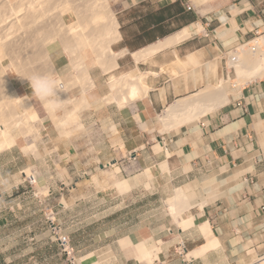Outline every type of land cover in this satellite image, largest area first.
Masks as SVG:
<instances>
[{
    "label": "crops",
    "instance_id": "obj_1",
    "mask_svg": "<svg viewBox=\"0 0 264 264\" xmlns=\"http://www.w3.org/2000/svg\"><path fill=\"white\" fill-rule=\"evenodd\" d=\"M116 16L119 37L111 46L118 54L116 66L105 71L88 65L90 102L84 96L92 103V146L84 149L90 143L84 137L55 147L52 142L60 136L55 129L43 134L51 150L37 159L14 150L17 137L15 145L0 152V208L12 210L18 199L42 204L56 196V206L64 209L66 198L76 205L82 188L92 187L98 169L153 170L183 191L188 226L177 235L170 227H139L127 235L125 248L134 245L137 234L144 241L163 242L158 264H261L264 78L247 83L239 93L229 94L228 103L179 128L168 127L163 118L177 102L231 79L225 57L264 35V0H120ZM127 75L142 76L146 95L118 105L110 84ZM27 170L35 176L33 185L26 179ZM86 175L91 177L82 181ZM9 210L0 209V264H46V244L32 243L33 237L16 239L33 236L35 227L9 228L20 214ZM206 223L219 245L199 257L178 259L182 243L192 245L186 251H196L212 242L201 232ZM5 235L13 236L12 244ZM71 253L62 252L68 258L62 264H94L92 252L76 245Z\"/></svg>",
    "mask_w": 264,
    "mask_h": 264
},
{
    "label": "rangeland",
    "instance_id": "obj_2",
    "mask_svg": "<svg viewBox=\"0 0 264 264\" xmlns=\"http://www.w3.org/2000/svg\"><path fill=\"white\" fill-rule=\"evenodd\" d=\"M11 1L17 2L19 0ZM81 2L82 0H75L72 1V4L78 5ZM109 3L111 11L116 18V10L120 0H110ZM53 10L51 8L50 14L56 12V15H58L61 11L59 8L58 10ZM23 11L24 10H22V12ZM63 17L68 24L74 21V17L72 16L69 18L65 14ZM243 45L245 44L240 46ZM240 46L232 50L225 57L226 68L230 73V80L236 79L235 70L229 65L230 57L232 54L238 52ZM245 46L246 48H250L251 44L246 43ZM82 56H84L83 58L87 69H89V64L91 66L92 64L100 66L96 57L89 49H85ZM53 60L58 70V76L61 78L62 82L75 80L76 74L75 71H73L71 58L68 53L58 50L53 54ZM9 64L7 60L3 62V67H7L8 69L6 68V71L10 73L11 84L8 81H3V90H0L6 98V102L3 101L4 104L2 103L0 105V112H2L4 108H10V106H12L10 109L17 108L19 105L17 104L18 101L16 98H23L26 96L29 98V103L26 105V110L30 117L28 127L32 126L27 137H23L18 128L15 129L16 138H18L14 150L22 152L25 157L40 159L43 154H47L51 150L46 145V139H44L43 134L47 131L54 132L55 129L58 130L60 135L57 140L52 142L55 147L59 145L63 147L65 143L70 140H83L84 137H87L86 141L90 142L86 145L87 147L84 146V149L91 147L92 121L88 119V116L90 115L92 105L90 104L89 108L87 107L86 109H79L75 115L77 118L71 114V112L74 111H71L74 108L72 104H67L57 111L49 110L39 99L31 94V89L28 86L27 80H24L23 84L17 85V75L14 71H11ZM82 94L83 92L79 86H73L68 95L70 99L78 100L81 98ZM86 98L90 102L89 93L86 94ZM16 112L18 116H22V110L17 108ZM69 112L73 118L68 114ZM36 114L40 119L37 118ZM27 145H34L38 153L34 154L32 151H29V146L22 150V148ZM155 145L156 150L161 152L162 149L159 147V143L156 142ZM117 168H120L117 170L118 172L115 171L116 167L113 168L111 165L101 170L98 169L95 175L92 176V187L86 184L85 187L82 188L80 201L76 203V205H73V202H69L68 198H66L64 203L65 208L60 209L56 206V196H53L48 202H42V204L37 200L18 199L14 205L12 204V210H9L8 207L6 209L3 206H1L0 209L2 211L9 210L13 212V210H15L20 212L18 215L19 219H16V222L13 220L12 224L8 225L9 228L35 227L37 233L33 236L22 234L18 235L16 239L24 240L25 237H33L34 240L32 243L39 244L41 242L46 244L48 250L43 254V256L46 255L48 258L46 264H62V261L64 263V261L68 259L66 256L62 255V245H64L63 238L68 239V244L72 248L77 245L82 248L83 251L87 250L88 253L92 252L93 254L90 255V258H92L94 264H106L107 261H110V264H155L154 261H156V264H158L159 260L157 259L159 258H157V256L163 261L162 251L160 252L159 246H156L157 250L155 249L152 253L154 255H152V259L154 258L152 262L148 263L145 261L139 263L135 257L137 251H131L130 248H125L128 247L129 244V241L126 240L128 237L127 235L132 236L139 227L146 226L152 228L153 225L155 228L170 227L177 235L179 230L185 231V228L188 226L185 218L186 213L183 212L181 215L183 221H180V219L178 220L175 218V215H173L174 211L169 204V198L173 195L175 188L169 186L166 176L160 178L153 170L149 171L147 169L136 171V169L129 170L125 168L123 170L121 167ZM26 175H32L31 170H27ZM90 177L91 175H86L82 177V181ZM124 180L129 181L130 188L126 191H120L117 187V182ZM137 185L139 186L138 194L136 193ZM58 212L60 215L64 214V216L58 218L56 216ZM188 221H191V219ZM79 230L82 232L79 233ZM5 237L11 238L10 242L12 244L13 236L5 235ZM60 238H62V240ZM134 238L135 244L144 241L137 236V234ZM152 242L153 240H148L146 245L150 246ZM182 245L187 249L192 247L189 243H182ZM32 248L35 254V246H32ZM25 251L30 252V249H26ZM69 253L70 256H72V253ZM176 256L178 259L181 258L183 260L187 258H185L184 252L182 256H178L177 254Z\"/></svg>",
    "mask_w": 264,
    "mask_h": 264
},
{
    "label": "bare ground",
    "instance_id": "obj_3",
    "mask_svg": "<svg viewBox=\"0 0 264 264\" xmlns=\"http://www.w3.org/2000/svg\"><path fill=\"white\" fill-rule=\"evenodd\" d=\"M72 1L75 0H19L17 2L0 0V80L11 82L10 73L6 71L7 67H3V62L6 60L10 63L11 71L17 75V85H21L24 80H27L23 77L33 74H54L61 79L58 76L53 54L62 50L69 54L72 68L76 62L82 63L84 66L82 74L75 72V80L63 82L68 86L69 91L73 86L82 88L81 98L78 100L69 98L66 101V105H73L74 108L71 111H74L71 114L75 116L79 109L89 108L90 103L86 101L84 95L93 87L92 78L85 65L84 56H82L83 51L89 49L99 65L108 71L116 66L114 60L118 54L112 52L111 46L119 35L118 22L111 11L110 0H82L78 5H73ZM51 8L52 10L59 8L61 11L58 15L56 12L50 14ZM22 10L25 11H23L24 14ZM63 14L69 18L70 16L74 17L73 23H66ZM250 44V48L243 45L237 53L230 57L229 65L234 68L236 74L234 82L230 79L222 80L216 86L206 88L199 94L177 102L165 112L164 123L168 127L173 125L178 127L199 119L203 114L228 103L230 93H239L247 83L264 78V35L256 38ZM140 57L143 58L141 54ZM110 86L117 98L118 105L141 99L140 97L146 95L147 91V86L142 84V76L127 75L112 81ZM58 96L61 100H65L68 98V93L58 92ZM16 100L19 105L17 108L22 110V116L17 115V108L10 109L12 106L4 108L0 112V152L15 145V129L18 128L21 135L27 137L32 127H28L30 117L26 110L29 98L26 96L17 97ZM3 101L6 102V98L0 90V105ZM68 114L71 115L70 112ZM28 149L34 154L38 153L34 145L29 146ZM117 170L119 168H116L115 171ZM117 187L120 191H126L130 188V183L128 180L119 181ZM169 202L175 218L176 216L181 217L188 208L186 197L181 189L174 190ZM201 232L208 240L212 239V242H208L202 249L184 252L186 260L199 257L203 251L206 252L219 245L212 237L208 223L201 227ZM146 243L147 241H142L138 244L134 243L130 247L131 251H137L135 257L139 263L152 262L154 260L152 253L156 246H159L160 249L163 244L162 241H153L150 246H147ZM157 258L161 259L158 256ZM261 264H264V260L261 261Z\"/></svg>",
    "mask_w": 264,
    "mask_h": 264
},
{
    "label": "clouds",
    "instance_id": "obj_4",
    "mask_svg": "<svg viewBox=\"0 0 264 264\" xmlns=\"http://www.w3.org/2000/svg\"><path fill=\"white\" fill-rule=\"evenodd\" d=\"M73 71L82 74L84 72L83 64L79 62L74 63ZM23 78L27 79L31 94L39 99L49 110L55 111L66 106L69 95L67 99L61 100L58 92H66L69 94L68 86L54 74H33ZM2 85L3 81L0 80V89L3 90Z\"/></svg>",
    "mask_w": 264,
    "mask_h": 264
},
{
    "label": "built area",
    "instance_id": "obj_5",
    "mask_svg": "<svg viewBox=\"0 0 264 264\" xmlns=\"http://www.w3.org/2000/svg\"><path fill=\"white\" fill-rule=\"evenodd\" d=\"M186 9H187V10H191L192 7H191L190 5H187V6H186ZM26 179H27L29 185H33V184H35V182H36V179H35L34 175L26 176ZM60 239L62 240V238H60ZM66 239H67V238H63V240H64V241H63L64 245H62V251H63L64 253L68 254L69 252L72 251V247L69 246V244H68V239H67V240H66ZM180 248H181L180 255H182L183 252L186 251V247H185L184 245H182Z\"/></svg>",
    "mask_w": 264,
    "mask_h": 264
},
{
    "label": "water",
    "instance_id": "obj_6",
    "mask_svg": "<svg viewBox=\"0 0 264 264\" xmlns=\"http://www.w3.org/2000/svg\"><path fill=\"white\" fill-rule=\"evenodd\" d=\"M113 164H115V162H114ZM102 168H103V167H102Z\"/></svg>",
    "mask_w": 264,
    "mask_h": 264
}]
</instances>
